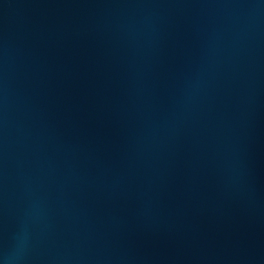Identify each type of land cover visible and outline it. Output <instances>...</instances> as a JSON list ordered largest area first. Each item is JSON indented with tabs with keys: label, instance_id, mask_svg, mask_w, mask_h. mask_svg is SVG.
I'll list each match as a JSON object with an SVG mask.
<instances>
[{
	"label": "water",
	"instance_id": "95a60500",
	"mask_svg": "<svg viewBox=\"0 0 264 264\" xmlns=\"http://www.w3.org/2000/svg\"><path fill=\"white\" fill-rule=\"evenodd\" d=\"M0 264H264V0H0Z\"/></svg>",
	"mask_w": 264,
	"mask_h": 264
}]
</instances>
